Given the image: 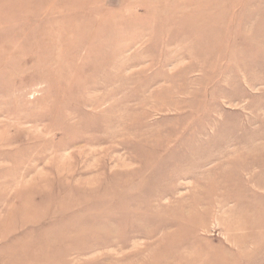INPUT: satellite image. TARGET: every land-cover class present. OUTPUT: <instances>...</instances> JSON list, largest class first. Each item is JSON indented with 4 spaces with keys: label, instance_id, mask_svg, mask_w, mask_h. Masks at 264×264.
Listing matches in <instances>:
<instances>
[{
    "label": "rangeland",
    "instance_id": "374dc122",
    "mask_svg": "<svg viewBox=\"0 0 264 264\" xmlns=\"http://www.w3.org/2000/svg\"><path fill=\"white\" fill-rule=\"evenodd\" d=\"M0 264H264V0H0Z\"/></svg>",
    "mask_w": 264,
    "mask_h": 264
}]
</instances>
